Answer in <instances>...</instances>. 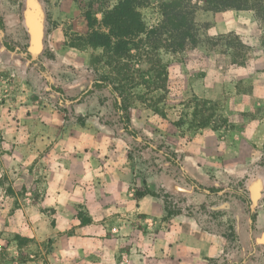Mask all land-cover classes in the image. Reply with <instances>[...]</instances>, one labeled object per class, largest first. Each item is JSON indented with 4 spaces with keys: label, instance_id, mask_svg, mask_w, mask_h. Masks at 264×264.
I'll list each match as a JSON object with an SVG mask.
<instances>
[{
    "label": "crops",
    "instance_id": "1",
    "mask_svg": "<svg viewBox=\"0 0 264 264\" xmlns=\"http://www.w3.org/2000/svg\"><path fill=\"white\" fill-rule=\"evenodd\" d=\"M82 13L78 0H0L2 264H264V253L234 259L231 239L208 229L195 208L169 215L162 197L138 196L143 186L134 181L130 135L103 122L84 97L109 72L98 58L104 48L82 44ZM198 22L209 25L211 37L262 33L254 10L200 8ZM5 36L45 60L76 98L57 103L50 78L25 54L9 51Z\"/></svg>",
    "mask_w": 264,
    "mask_h": 264
},
{
    "label": "rangeland",
    "instance_id": "2",
    "mask_svg": "<svg viewBox=\"0 0 264 264\" xmlns=\"http://www.w3.org/2000/svg\"><path fill=\"white\" fill-rule=\"evenodd\" d=\"M78 1L83 13H100L120 0ZM164 1L137 3L147 27L159 28L149 41L141 34L133 40L131 51L123 49L117 60L107 49L98 57L105 60L109 76L127 97L141 136L124 130L108 89L95 90L88 100L103 122L117 133L130 135L127 143L136 165L135 183L143 189L152 183L171 210L195 208L208 229L231 239L234 259L241 255L254 259L264 253V62L258 60L264 56V11L258 16L262 33L256 39L233 33L211 37L209 25L198 22L196 0H186L190 24L184 31L188 29L190 35L185 38L173 25L160 32L161 25L169 23ZM69 113L78 120L73 107ZM149 143L175 151L183 168ZM184 172L206 188L221 191H199ZM252 212L258 213L256 223ZM254 248L258 252L249 254ZM3 261L0 252V264Z\"/></svg>",
    "mask_w": 264,
    "mask_h": 264
},
{
    "label": "trees",
    "instance_id": "3",
    "mask_svg": "<svg viewBox=\"0 0 264 264\" xmlns=\"http://www.w3.org/2000/svg\"><path fill=\"white\" fill-rule=\"evenodd\" d=\"M140 1L142 6L147 5V0ZM185 1L186 0H166L163 2V7L168 10H166V12L164 13V17L170 24H167L166 22L164 23V25H161L160 32H162L163 30L169 31V28L172 27L169 25H173L174 31L178 32V34L183 35L185 38L190 35V31L188 29L184 31V28L190 24V8L186 6ZM138 2L139 0H120L119 3H117L113 8L103 10L104 12L102 19L98 18V12L82 13V20L87 28V33L82 39V44H88L89 46L95 48L103 47L104 49H107L109 51L112 50L113 58L114 60H117V58L123 52V49L126 48L127 51H131L134 42L133 40L135 39V37L140 36L141 34L143 35L147 32V39H145V41H149L152 38L153 34L158 32L159 28L149 29L147 27V24L143 18V14L140 10L142 6L141 4L137 5ZM196 2V9H194L195 12L200 8H203L206 11L238 9L254 10L259 16V14L264 11V0H196ZM180 8L181 10L184 9V11L179 10ZM174 10L182 13V15L178 14V12L173 13ZM0 28L2 30L6 29L4 19L1 15ZM170 30H172V28ZM3 45L9 51L23 53L25 54L27 59L32 60V64L35 65L36 69L50 78L53 91L58 94L59 98L63 101L64 104L66 103V101H71L76 98L68 97L66 95L62 85L54 75L53 69H51L49 67V64L41 57L34 58L33 54L28 51V47L26 45H22L12 40L8 36H5L3 38ZM179 45H184L183 41H181ZM114 80L115 79H113L111 76H102L96 78L93 81L92 88L86 91L84 97L92 94L95 90L108 89L112 93V96L114 98L113 106L121 118L120 120L124 126V130L132 136L140 137L141 134L139 130L134 127L132 122L130 114L131 107L128 103V99ZM63 110L69 113V110L67 108ZM77 118L80 122H85V118L82 114H77ZM144 141H146V139H144ZM149 145L155 151H161L168 161H170L174 165H177L181 169L183 168V163H181V160L175 151H172L170 148L164 149L163 146L155 147L152 143H149ZM184 174L187 181L194 185L199 191L209 190L210 194H216L221 191V189L216 187L208 189L204 185L198 183L188 173L184 172ZM146 194L160 197L159 193H157V191H154L151 187H146L145 189H140L138 191L139 197ZM165 206L169 215L181 212V210L174 211L169 209L166 203ZM251 218L253 223H256L258 213L252 212ZM228 264H244V262L243 260H239L232 261Z\"/></svg>",
    "mask_w": 264,
    "mask_h": 264
},
{
    "label": "water",
    "instance_id": "4",
    "mask_svg": "<svg viewBox=\"0 0 264 264\" xmlns=\"http://www.w3.org/2000/svg\"><path fill=\"white\" fill-rule=\"evenodd\" d=\"M0 33H1V35H2V36H4V35H5V32H4V30H2L1 28H0ZM33 57H34V58H37V56H36V55H34V54H33Z\"/></svg>",
    "mask_w": 264,
    "mask_h": 264
},
{
    "label": "built area",
    "instance_id": "5",
    "mask_svg": "<svg viewBox=\"0 0 264 264\" xmlns=\"http://www.w3.org/2000/svg\"><path fill=\"white\" fill-rule=\"evenodd\" d=\"M2 80H3V77L1 76V73H0V81L2 82ZM5 83H7V82H5Z\"/></svg>",
    "mask_w": 264,
    "mask_h": 264
}]
</instances>
